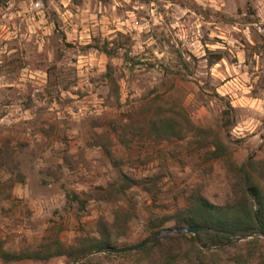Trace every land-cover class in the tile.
<instances>
[{
  "label": "rangeland",
  "instance_id": "1",
  "mask_svg": "<svg viewBox=\"0 0 264 264\" xmlns=\"http://www.w3.org/2000/svg\"><path fill=\"white\" fill-rule=\"evenodd\" d=\"M169 105L183 108L189 124L163 139L151 119ZM228 105L235 125L227 131ZM215 142L224 145L218 156ZM257 161L259 0H0L5 250L29 251L55 235L75 247L100 236L102 222L113 247L141 242L153 237L149 221L177 216L191 190L216 205L230 201L239 165L264 190ZM173 227L170 219L161 230ZM135 251L0 264H133Z\"/></svg>",
  "mask_w": 264,
  "mask_h": 264
},
{
  "label": "trees",
  "instance_id": "2",
  "mask_svg": "<svg viewBox=\"0 0 264 264\" xmlns=\"http://www.w3.org/2000/svg\"><path fill=\"white\" fill-rule=\"evenodd\" d=\"M89 47V46H88ZM96 48L98 46H95ZM103 52L108 55L105 49ZM108 70L111 65H107ZM110 71V70H109ZM233 108L223 111L221 126L225 130L235 125ZM187 114L183 108L169 105L153 115L151 131L159 138L180 137L188 129ZM213 154L219 155L224 145L214 143ZM261 166L264 161L255 162ZM238 178L234 184V196L225 204L216 205L207 200L199 190L186 193V205L177 216L155 218L149 221L148 231L156 235L163 225L173 219L175 227L196 225L198 237L192 234H170L137 249L133 264H264V190L248 173L244 165L237 167ZM100 236L81 240L75 247L64 248L57 235L44 239L35 249L21 253L5 250L0 244V261L10 263L20 260H49L67 256L71 260L100 248L113 246L111 233L101 223ZM253 235L239 240L244 235ZM111 252L92 254L83 262H91ZM130 254V253H125Z\"/></svg>",
  "mask_w": 264,
  "mask_h": 264
},
{
  "label": "water",
  "instance_id": "3",
  "mask_svg": "<svg viewBox=\"0 0 264 264\" xmlns=\"http://www.w3.org/2000/svg\"><path fill=\"white\" fill-rule=\"evenodd\" d=\"M182 233L192 234V235L198 237L199 229H198V227L196 225H191V226H187V227L166 228L164 230L159 231L153 237L146 238V239L142 240L141 242H138V243H135V244H132V245H128V246H125V247L109 246V247L104 248V249L100 248V249L95 250V251H93V252H91L89 254H86V255H83V256H80V257L76 258L73 263H76V262H78L80 260H83V259H85L86 257H88L89 255H92V254L104 253V252L121 253V252L137 250V249H140V248L146 246L147 244L155 241L156 239H162V238H164L165 236H167L169 234H182ZM250 237H253V235H251V234L244 235V236L240 237L239 240H244V239L250 238Z\"/></svg>",
  "mask_w": 264,
  "mask_h": 264
},
{
  "label": "built area",
  "instance_id": "4",
  "mask_svg": "<svg viewBox=\"0 0 264 264\" xmlns=\"http://www.w3.org/2000/svg\"><path fill=\"white\" fill-rule=\"evenodd\" d=\"M259 3L264 7V0H259Z\"/></svg>",
  "mask_w": 264,
  "mask_h": 264
}]
</instances>
